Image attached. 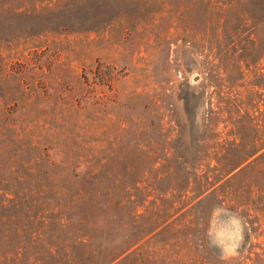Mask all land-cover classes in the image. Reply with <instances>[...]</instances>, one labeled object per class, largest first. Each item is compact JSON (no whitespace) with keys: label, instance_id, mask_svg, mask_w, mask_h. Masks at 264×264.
Masks as SVG:
<instances>
[{"label":"rangeland","instance_id":"1","mask_svg":"<svg viewBox=\"0 0 264 264\" xmlns=\"http://www.w3.org/2000/svg\"><path fill=\"white\" fill-rule=\"evenodd\" d=\"M113 7L117 14L96 31L65 30L67 15L0 25V39L10 37L0 40V123L13 124L22 145L32 139L37 151L48 148L43 161L93 166L98 179L140 180L128 193L167 197L164 248L181 255L180 183L196 163L205 171L238 159L239 147L229 142L245 128L234 118L248 112L261 124L264 54L249 43L252 22L245 24L238 6L235 14L214 0H120ZM227 97L236 101L231 112ZM243 227L234 213L212 212L208 241L222 259L235 256Z\"/></svg>","mask_w":264,"mask_h":264},{"label":"trees","instance_id":"2","mask_svg":"<svg viewBox=\"0 0 264 264\" xmlns=\"http://www.w3.org/2000/svg\"><path fill=\"white\" fill-rule=\"evenodd\" d=\"M118 1L0 0V25L14 19L30 22L67 15V25L66 20L61 24L65 30L68 26L96 31L101 20L117 14L113 6ZM214 2L227 5L233 14L238 6L245 24L252 22L246 26L249 43H256L262 56L264 0ZM26 24L16 29L22 30ZM23 33L32 34L26 29ZM222 100L225 111L231 112L236 101L230 97ZM252 120L245 112L231 121L237 128H245L229 142L239 147L240 156L234 163L205 171L196 163L191 167V179L186 177L180 183L175 233L181 236L185 255L167 254L164 248L171 229L166 221L172 214L167 197L157 193L147 200L148 193H128L127 189L141 181L98 179L92 175L93 166L43 161L48 148L37 151V141L32 139L22 145L16 127L7 123L2 129L0 123V264H264V112L260 125ZM24 151L33 156L22 160ZM81 169L91 174L81 179L65 176ZM208 171L215 173L210 177ZM215 209L238 215L244 226L235 256L229 259H222L216 245L208 241V224Z\"/></svg>","mask_w":264,"mask_h":264},{"label":"water","instance_id":"3","mask_svg":"<svg viewBox=\"0 0 264 264\" xmlns=\"http://www.w3.org/2000/svg\"><path fill=\"white\" fill-rule=\"evenodd\" d=\"M193 79H197V77H196V76H194V77H193Z\"/></svg>","mask_w":264,"mask_h":264}]
</instances>
